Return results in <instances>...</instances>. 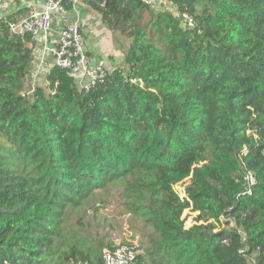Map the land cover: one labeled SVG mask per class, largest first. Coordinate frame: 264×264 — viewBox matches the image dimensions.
Here are the masks:
<instances>
[{"label": "trees", "instance_id": "trees-1", "mask_svg": "<svg viewBox=\"0 0 264 264\" xmlns=\"http://www.w3.org/2000/svg\"><path fill=\"white\" fill-rule=\"evenodd\" d=\"M161 1L89 2L129 42L86 93L52 66L24 94L30 36L0 19V264H104L109 194L132 264H264V0Z\"/></svg>", "mask_w": 264, "mask_h": 264}, {"label": "built area", "instance_id": "built-area-1", "mask_svg": "<svg viewBox=\"0 0 264 264\" xmlns=\"http://www.w3.org/2000/svg\"><path fill=\"white\" fill-rule=\"evenodd\" d=\"M22 1L29 6V12L21 18L9 19L3 13L6 0H0V19L7 22L14 33L30 36L29 45L32 47L34 64L30 70L29 86L24 94H31L52 66L64 69L74 81L76 89L85 93L111 72L113 65L104 59H94L88 55L83 44L79 26L80 11L91 0ZM142 2L156 9L164 4L161 0ZM68 10L75 13L74 20H69ZM181 16L185 24H194L193 18L187 13H181ZM255 184V175L251 171H245L241 193L250 195ZM178 194L180 197L185 196L183 188ZM136 254L135 246L121 243L113 249H103L102 258L104 264H132Z\"/></svg>", "mask_w": 264, "mask_h": 264}, {"label": "rangeland", "instance_id": "rangeland-1", "mask_svg": "<svg viewBox=\"0 0 264 264\" xmlns=\"http://www.w3.org/2000/svg\"><path fill=\"white\" fill-rule=\"evenodd\" d=\"M163 8L171 10L173 9V6L170 4H162ZM112 37L116 41L117 46V55H119L118 59L122 60L124 49H126V46L129 42V40L122 36H115L112 34ZM97 43V40L93 41L92 43ZM98 54V53H96ZM105 60V59H104ZM106 61V60H105ZM43 79H41L40 83H43ZM182 185H176L175 189L178 192H182ZM104 198H106L105 195H102ZM111 194L108 195L109 203L106 207L102 208L100 210V215L98 216V222L96 220L92 221V225H94L95 222H97L96 225H94L95 231L100 234L101 237H104L105 241H112L113 245H119L121 243H127L135 246L137 252L141 249L139 247L142 239L140 234V226L141 223L137 220L132 218L128 213H125L123 211V207L117 203V201L112 197ZM197 215V212H192L189 209H186L183 214L182 218L185 222V227L188 228L189 226L193 225L194 223H201L202 221L196 222L195 216ZM105 218V219H104ZM211 221V220H210ZM99 223H102L100 226Z\"/></svg>", "mask_w": 264, "mask_h": 264}, {"label": "crops", "instance_id": "crops-1", "mask_svg": "<svg viewBox=\"0 0 264 264\" xmlns=\"http://www.w3.org/2000/svg\"><path fill=\"white\" fill-rule=\"evenodd\" d=\"M28 12L29 6L22 0H6L5 9H3V13L9 19L21 18ZM80 15V32L88 54L94 59H105L111 65L120 64L122 60L118 59L116 39L112 37L113 34L118 38L119 34L102 23L99 13L90 3L81 8ZM68 17L69 20H74L75 13L68 10ZM95 40L97 43H92Z\"/></svg>", "mask_w": 264, "mask_h": 264}, {"label": "water", "instance_id": "water-1", "mask_svg": "<svg viewBox=\"0 0 264 264\" xmlns=\"http://www.w3.org/2000/svg\"><path fill=\"white\" fill-rule=\"evenodd\" d=\"M137 82L139 83L140 81L138 80Z\"/></svg>", "mask_w": 264, "mask_h": 264}]
</instances>
